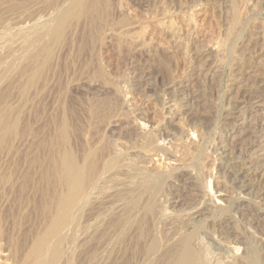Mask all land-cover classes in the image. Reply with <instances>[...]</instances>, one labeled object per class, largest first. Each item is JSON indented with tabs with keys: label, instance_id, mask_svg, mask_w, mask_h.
<instances>
[{
	"label": "rangeland",
	"instance_id": "374dc122",
	"mask_svg": "<svg viewBox=\"0 0 264 264\" xmlns=\"http://www.w3.org/2000/svg\"><path fill=\"white\" fill-rule=\"evenodd\" d=\"M51 1L52 3L54 2L56 6L52 3L49 4ZM106 1L110 13L109 22L99 28L97 32H90L84 24L72 27L66 33L60 45L61 47L59 46V48H57L53 58L54 60H52L47 69L48 71L44 74L46 77L43 76L44 79H41L42 82L39 81L41 84L37 83V85L33 87V91L31 90L32 93L28 94L29 97H24L22 95L21 86L23 85V80L19 79V76L17 78V76L14 75L12 77L15 78L10 77L7 79L0 77V85L5 83L8 84L3 85V87L0 86V95L2 93L1 89H6H2L4 92L0 96V99L4 100H0V110L8 109V112L12 111V113L9 112L11 113L10 115L14 117H11L12 119H15L16 116V118L18 117V119L21 120L18 123L21 127L18 126L19 130H17L19 132L17 131L16 134L17 136L19 135L18 138L17 136L16 138L13 136L11 141L9 140L7 142L8 145L6 144L1 148L2 152L0 151V169H15L11 172L10 170L8 171V169L6 170V174H9L8 176L11 178V187L8 190L12 195L6 191L7 189L5 191L1 190V193L7 192V195L6 193H0V203L2 202L0 204V212L2 213L5 210L2 215L6 212L3 217L4 220L8 221L4 222V227L7 232L9 231L8 234L10 236L18 240L20 247L18 255L20 254V258L25 254L31 244L30 242L43 231L41 229H44L43 223L46 221L47 215H42L41 212L34 210L32 202L28 205V203L24 202L23 198H20L19 184L23 185L25 177L28 176L29 173L31 177L28 176L30 178L27 179V183L31 190L30 197L33 200L36 198V202L41 201L42 192L46 190V182L44 178L40 180L42 177L40 173L42 174L45 168L46 159L44 158H47L49 153V147H47L49 143L48 140H54L56 138L55 133L57 131V125L60 120L64 118L69 128L68 147L71 151L75 152L79 158L81 157L80 159H82L86 151L85 148H88L89 144L96 146L100 143V139L117 140L116 131L107 129L109 124L113 123L114 118H122L124 111L130 114L134 110H139L145 114L147 121L142 124L145 126L144 129L148 130V133H151L150 130L154 127L151 134L158 135L157 133L162 129L163 123L164 125L167 123L166 125L169 124V129L167 128V131H165L168 133L170 131L169 134L175 132V137H180L181 140H179L178 137L176 138L181 142H178L174 137L173 141L168 140L166 143L165 141L161 142L162 145H167L166 148H168V146L170 148L174 143H179V150L182 148V145L184 146L189 141L191 144L196 143L195 145L199 142L202 148H205L204 150L202 149L203 151L201 154L194 148H191L192 145H190V150L192 152L195 150V153L200 155V162H204L209 158V161L207 160V163H205L207 165L205 168L208 167V169H210L213 159L214 162L218 163L217 165H219L220 162H222L220 163L221 165H224L225 162L231 163V165L229 164L230 166L235 162H245L246 159L243 160L244 155H246L244 150L248 148L249 145L254 146L253 150H251L250 157L252 162L256 163L251 164L252 162H249V166L251 167H249V173L247 174L252 177L259 163V167H264V0ZM64 3V0H0V26L2 25V27H0V34L3 33L4 30L2 29L5 27H11V30L14 31L25 26L22 29L24 31L26 30V32H30L33 22H37L35 24L47 22L49 17L50 19L52 18L54 12L56 13L65 5ZM234 15L239 19L237 23L239 26H235V28L232 24ZM35 17H38V19ZM36 19L38 21H34ZM6 24L7 26H5ZM233 30L236 34L232 32ZM231 32L233 34H231ZM2 47L3 43L1 44L0 41V55L3 54ZM100 72L103 74L102 77L100 76ZM11 78L14 80L12 81ZM16 80H18L17 83L14 82ZM5 91H8V93ZM3 95H6L7 97L5 96V98L8 99H5ZM252 95H256L260 98H258V100L263 101L262 112L260 108L254 104L253 100H251ZM21 96L24 97L25 102ZM3 103L6 104V107H3L5 106ZM19 103L20 105H18ZM9 106L14 107L10 110ZM15 107H17V110H15ZM169 107H171L170 111L167 110ZM190 111L193 112V114ZM189 112L192 114V116L190 115L192 118L188 115L190 114ZM127 113L126 116H128ZM167 114L168 116L165 118ZM193 115H196V117ZM126 116L124 115L123 117ZM26 125V128L30 129L28 133L27 129L24 128ZM170 127L173 129L172 131ZM183 129L186 131L188 130V133L186 131L184 132ZM147 130H145V132ZM145 132L143 131V133ZM190 132H194L192 133L193 136H188V134L191 135ZM34 134L38 135L34 136ZM182 134L184 135L182 136ZM185 134H187L186 138L189 137L188 140H184L183 137ZM25 139L27 141H25ZM33 140H35V144L31 142ZM258 141L263 143L260 147H257ZM133 142L137 143L139 141ZM190 142L188 144H190ZM134 143L132 147L139 145L135 149L138 147L140 149V142L136 145ZM180 143L183 144L181 145ZM115 144L118 145L117 143ZM38 148L39 151L37 150ZM255 148L258 149L256 150ZM116 149H119V147ZM11 150H13V152ZM29 150L33 153H29ZM181 150L179 151L181 152ZM237 151H243L240 155L242 160L239 158V155H237ZM212 153H216L218 156L216 154L212 155ZM255 153H259L258 155L260 157ZM141 155L144 157L143 152ZM175 155L177 158L176 156H173V158L177 160L175 162L176 164H178L177 162H179V159L183 158L184 162L188 160V156L185 154L183 155L187 158L182 157L183 155H181V153H175ZM35 156L37 158H35ZM210 156L211 159L214 157L212 161ZM157 159L158 158H156V160ZM156 160L154 158L153 161L158 162ZM25 161H41V163H39L40 167L39 165L37 167H26V165H24ZM160 162L164 165L163 162L167 163L169 161H164L162 158ZM188 162L190 161L188 160ZM188 162L186 161V163ZM175 163H173V165ZM176 164L175 166L179 165ZM8 165L12 166L9 167ZM2 166H4V168ZM16 166H18V168ZM16 168L21 171H17ZM29 168H32L30 170L33 175L30 174ZM205 168L203 167V172L199 174L198 186L200 189L202 188V193L209 197V181H211L212 188L214 182L220 179H217L215 174H212ZM216 168V171H219V166ZM240 168L241 167L235 168V170L241 172ZM36 170L38 172H36ZM246 170H248V167ZM206 173L213 177L210 176L207 178L205 176ZM13 174L15 177H13ZM201 174L203 175L201 176ZM262 174L263 176L260 181H254L255 189L258 190V194H261V198L257 196L256 198L254 197L255 199L250 198L249 191L246 192V190H243V192L241 190V196H243L242 198L245 200V202L242 203L243 207L241 206L244 210V216L238 218L239 214H236L235 218L238 220L235 219L237 221L236 226H233L235 230L231 228L234 233L237 231L235 234L242 238L241 240L244 239V241H242V243L241 240H232L231 244H229L231 247H228L227 243H223L225 244V249L228 247L226 251L223 248L224 252H221L224 257L226 254L229 256L234 253L238 248L239 251L237 250L236 254L239 258L241 254L245 253V247L247 249V247L251 248L253 245H257L256 248L260 247L262 251L260 249L259 251L264 255V253H262L264 252V249H262L264 248V172H262ZM38 176L40 178H36ZM14 178L16 180H14ZM36 179L37 182H35ZM12 183H14L15 186ZM35 184L36 186H41L39 187L41 191H37V194L32 192V187ZM12 189L13 191H10ZM14 192H16V196H13ZM2 195H4V198H2ZM233 196L235 197V201H237V194L234 193ZM10 200H12V203L14 202V206L10 204ZM35 200L34 203H36ZM19 201H23L27 206L23 202L19 203ZM19 204L20 206H18ZM21 204H23V206ZM11 205L13 208L10 207ZM19 207H21L20 210H22L23 213L20 210H16V208L19 209ZM234 207H236V205ZM13 209L16 210V212ZM22 215L24 217L20 220ZM13 218L15 220H13ZM17 220L18 222H16ZM8 222H10V224ZM5 223L9 224V226H6ZM16 231L20 236L16 234ZM27 232L30 235H28ZM204 234L207 238L211 239V235ZM24 236H26L27 239ZM23 240H25V242H23ZM240 242L243 245L239 244ZM24 243H26V245H24ZM20 245H22L23 248H21L22 246ZM228 249L231 251L233 250V252ZM213 252L216 255L215 258H212V260L210 259L211 263L219 257V251L214 250ZM248 256L249 254L246 253L245 257ZM226 259H228V257H226ZM242 261L243 260H238L236 262L242 263Z\"/></svg>",
	"mask_w": 264,
	"mask_h": 264
},
{
	"label": "bare ground",
	"instance_id": "6f19581e",
	"mask_svg": "<svg viewBox=\"0 0 264 264\" xmlns=\"http://www.w3.org/2000/svg\"><path fill=\"white\" fill-rule=\"evenodd\" d=\"M64 2L65 5L63 4L64 6H62L60 9L58 8V11L56 10L57 8L54 9L57 12H54L53 16L50 14L52 16L51 19L49 17L50 15L48 16L50 21L48 20L43 24H35L37 22H33L34 24L32 23L33 26L30 29V32H26V30L24 31L22 29L25 26L14 31L11 30V27H5L4 29H2L4 31L3 33L1 32L2 34H0L1 44L3 43V51L1 50L3 54L1 53L2 55H0V77L7 79L14 75L17 76V78L19 76V79L23 80V85L20 86L22 88V95L24 97H29L28 94L32 93L33 87H35L37 83H39V81L42 82L41 79L43 78V76H45V72L48 71L47 69L49 68L52 60H54L53 58L55 56L57 48H59L66 36V33L72 27L84 24L88 28V30H90V32H97L99 28L103 27V25H106L109 22L110 13L106 0H64ZM50 3H52V1L49 2V4ZM52 4L56 6L54 2ZM35 18L38 19V17ZM37 19L34 21H38ZM238 20L239 19L234 15V17L232 18V24L234 28L235 26H239L237 25ZM5 26H7V24ZM0 27H2V25ZM232 32L235 33L234 30ZM232 32L231 34H233ZM102 75L103 74L100 72L101 77ZM17 81L18 80L14 82L17 83ZM3 85L0 86L3 87ZM2 89L1 91L3 93V90L6 89ZM5 92L8 93V91ZM24 97L22 98L24 99ZM258 98L259 97H257L256 95H252L251 100H253L254 104H256L261 111L263 101L258 100ZM4 105L5 106H2L6 107V104ZM18 105H20V103ZM13 107H10V110ZM16 108L17 107H15V110H17ZM170 108L171 107H169V109L167 110L170 111ZM9 112L12 113V111ZM9 112L8 109L0 110V149L5 146L9 140L11 141V138L13 136H15L14 138H16L17 131L19 130L18 126L21 127V125H18L19 121L21 120H19L18 117L16 118V116L15 119H12L14 117H12L10 115L11 113ZM126 113L127 112L125 111L123 112L125 116ZM128 113V116L126 117H123V115L122 118H114L113 123H110L107 128L110 131H116L115 134L117 136V140L113 141L100 139V143L96 146H92L89 144L88 148H85L86 151L84 152L82 159H80L81 157L79 158L75 154V152L69 149V128L66 121L64 120L65 118L60 120L56 128V138L54 140L51 139L53 141L48 140L49 143L47 142L49 153L47 158H44L46 159V165L44 164L45 168L44 170L42 169V174L40 173L41 170L39 169L40 176L42 175V177H36L40 178V180L44 178L46 182V190L45 192H42V196L40 194L41 201L36 202L35 198L34 200L36 203H34V200L30 197L31 190L30 186L27 183V179H29L31 176L29 175L27 170L26 171L28 173V176L30 177L26 176L23 185L19 184V194L21 195L20 198H23L24 202L28 203V205L32 202L34 210L41 212L42 215H47V219H45L46 221L44 220L45 222L43 223L44 229H41L43 231H41V233L38 232L39 234L37 236L34 235L36 237L32 242H30L31 244L28 242L30 245L28 244L29 247L26 246L28 247V249L26 250L24 255L21 254L23 255V257L20 258V254L18 255V250L20 248L18 240L14 239L15 237L10 236L8 234L9 231L7 232L4 227V222L8 220H4L3 216L6 212L2 215V213L5 211L2 207L4 211L2 213L0 212V264H238L240 263L236 262L238 260H243V264H264V255L260 253V247L256 248L257 245H253L251 248L247 247V249L245 247V253L241 254V256L238 255L239 258L236 254L238 248L237 250L235 248V254L228 253L229 251H231L229 249V251L227 252L228 254H230L229 256H227L226 254V256L224 257L223 253L221 254V252H224L225 249V244L223 243H227L229 247V244H231L232 240L240 241L242 239L235 234L237 231L235 233L233 231L235 230L233 226H236V220H238L235 218V215L239 214L238 218L244 216V210L243 208H241L242 203L245 202L244 198H242L243 196H241L242 191H249L248 193H250V198H256V196L261 198V194H258V190L255 189L256 187L254 181H260L261 177L263 176L262 172H264V167H259V163L258 167L254 171L255 173H252V177L247 174L249 173V167H251L249 166V162H252L250 154L254 146L249 145V147L244 150L246 155H244L243 160L246 159L245 162H235L232 166H230L231 163L225 162L224 160V165H221L220 163L222 162L220 161L219 165H217L218 163L214 162V157H212V161L210 156L212 162L210 165V169H208V167L205 168V166H207L205 163H207V160L209 161V158L205 160L206 162H200V155H197L195 153L196 150L197 152H199V154H201L205 149L202 148V145L199 142V144L197 143V145H195L196 143L191 144V142L189 141L190 144H188V142L184 146L182 145L183 143H180L182 145V148L179 149H182L180 152L178 150V142L181 141H178V139L176 138L178 136L175 137V132H173L172 134H169L170 131L169 133L166 132L169 124L166 125V123L164 125L163 123L164 127L162 125V129L159 130V133H157L158 135L151 134L152 130H154V127L152 128V130L149 129L151 133H148V130L144 129L145 126H143L142 124L143 122L147 121L144 112L134 110L130 114ZM191 113L193 114V112ZM191 113L188 115L192 116ZM168 114L165 115V118L166 116H168ZM196 115L193 116L196 117ZM27 125L23 127L26 128ZM28 130L30 129H27V133ZM145 130H147V133L145 132ZM172 130L173 129H171V131ZM183 130L184 132L186 131L185 129ZM143 131L145 133H143ZM192 133L191 135L188 134V136H193ZM37 135L34 134V136ZM183 135L184 134H182V136ZM186 135L187 134H185V136L183 137L184 140H188L189 138H186ZM173 137L178 141L177 142L176 140H174L178 144H175L173 142L174 144H172L170 148L169 146L168 148H166L167 145H162L161 142L165 141L166 143L168 140L173 141ZM178 138L179 140H181L180 137ZM35 140L31 142L34 143ZM25 141L27 140L25 139ZM133 141L140 142V149L139 147L135 149L137 146H139L136 145L139 142L134 143ZM113 142L117 143L118 145ZM132 142L136 145V147H132ZM40 143L43 144L42 142ZM261 144L263 143L259 142L257 147H260ZM190 145H192L191 148L195 149L194 152L190 150ZM118 147L119 149H116ZM37 150L39 151V148ZM0 151L2 152V149ZM11 151L13 152V150ZM182 151L183 154L188 156V158L184 157ZM31 152L29 150V153ZM142 152L144 154V157H142L141 155ZM179 152L181 153V155H183L182 157L187 158L190 162H188V160H186L188 163H186V161L184 162V159L182 157V159H179L180 157L178 155L179 162L177 163L179 165L176 164L175 162L177 160H174L173 156H176L175 153L180 154ZM237 152L239 153H237V155H239L240 158V155L242 154L241 152L243 151ZM146 153H148L149 155ZM213 154L216 153H212V155ZM35 158L37 157L35 156ZM154 158L155 160L156 158H158L156 160L158 162H154ZM162 158L164 161L169 162H163L164 165H162L160 162ZM39 163H41V161H25L24 165H26V167H37ZM173 163L178 166H175V164L173 165ZM253 163L256 162H252L251 164ZM217 166H219V171H216ZM2 167L4 168V166ZM16 167L18 168V166ZM203 167L209 170V172H211L212 174H215L217 176V179H220L219 181L216 179L217 181L214 182L212 188L211 181H209V197L208 195H204L202 193L203 191L201 190L202 188L200 189V187L198 186L200 176L199 174L200 172H203ZM238 167H241V172H238L239 170H235V168ZM247 167L248 170H246ZM30 169L32 168H29V171L30 174L33 175ZM4 170L0 169V193L1 190L5 191L6 189V191L9 192L8 189L11 187V178L10 176H8L9 174H6V170L5 172ZM9 170L10 169H8V171ZM13 170L15 169L13 168ZM13 170H10V172ZM17 171L21 170L17 169ZM36 172L38 171L36 170ZM207 173L205 176L208 178L211 175H207ZM202 175L203 174H201V176ZM13 177H15V175ZM14 180L16 179L14 178ZM35 182H37V179ZM12 184L14 185V183ZM37 186L35 184L32 187V192L35 194L38 193L37 191H41L39 189V187L41 186ZM10 191H13V189ZM7 192H5L6 195ZM15 193L16 192L13 193V196H16ZM234 193L237 194V201H235V197L233 196ZM9 194L12 195V193L10 192ZM3 196L4 195H2V198H4ZM12 200H10V204L13 205L14 202L12 203ZM20 202L23 201H19V203ZM12 205L10 207H12ZM21 205L23 206V204ZM235 205L236 207H234ZM18 206H20V204ZM20 209L21 207H19V209L16 208V210L18 211ZM16 210L14 211L16 212ZM22 217L24 216L22 215L20 217V220ZM13 220L15 219L13 218ZM16 222H18V220ZM8 223L10 224V222ZM5 224L6 226H9V224ZM231 227L233 228V230ZM204 233H206L207 235H211V239L207 238ZM16 234H18L17 231ZM18 236L20 235L18 234ZM25 240H23V242H25ZM242 241H244V239L241 240V242ZM241 242L239 244L243 243ZM24 245H26V243H24ZM21 248H23V246ZM214 250L219 251V257H217L215 261L211 263L210 259L212 260V258H215L216 255L213 252ZM231 252H233V250ZM246 253L249 254L248 257H245ZM226 257H228V259H226Z\"/></svg>",
	"mask_w": 264,
	"mask_h": 264
}]
</instances>
